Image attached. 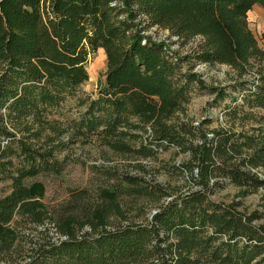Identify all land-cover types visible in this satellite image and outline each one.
Returning <instances> with one entry per match:
<instances>
[{"label":"trees","instance_id":"obj_1","mask_svg":"<svg viewBox=\"0 0 264 264\" xmlns=\"http://www.w3.org/2000/svg\"><path fill=\"white\" fill-rule=\"evenodd\" d=\"M253 5L264 10V0H0V183L8 188H0V263L24 244L18 264H264V208L212 198L227 185L264 190V49L247 26ZM151 27L199 42L180 54L147 34ZM96 49L103 80L78 95ZM198 64L227 65L235 78L206 83ZM197 93L211 96L215 118H186ZM69 99L82 107L63 129L70 137L139 157L182 154L170 169L185 191L172 196L119 174L117 187L79 202L81 190L51 218L34 178L57 170L56 147L36 144ZM219 117L229 126H212ZM120 196L162 202L141 221L106 227L109 214L123 216ZM51 219L63 238L33 240L17 229ZM83 226L88 232L76 233Z\"/></svg>","mask_w":264,"mask_h":264},{"label":"rangeland","instance_id":"obj_2","mask_svg":"<svg viewBox=\"0 0 264 264\" xmlns=\"http://www.w3.org/2000/svg\"><path fill=\"white\" fill-rule=\"evenodd\" d=\"M246 22L257 46L264 49V40L259 37L260 32L264 29V10L253 5L246 13ZM146 33L153 39L165 41L180 54L190 51L199 42L198 37L190 38L187 41L177 39L164 28L151 27ZM104 68L103 50L96 49L85 66L87 79L79 86L78 95L85 96L95 92L96 85L103 80ZM193 70L199 73L206 83L213 85L222 86L232 82L235 78L233 70L224 64H198L194 66ZM210 97L206 93L193 94L190 101L184 106L186 118L193 122H197L205 116L215 118L217 111L206 104ZM81 111L82 107L77 106L74 99L67 100L60 110L53 114L54 121L49 119L50 125H44L36 144L40 147H56L54 157L57 161V170L39 174L34 178L44 185V196L41 201L46 205L51 218L55 217L60 210L69 209L73 199L76 198L74 195L81 190H84V193L80 194L79 202L89 201L86 199L96 196L102 188L112 190L114 186L117 187L116 177L119 174H128L146 183L158 185L170 192L172 196L185 191L184 176L170 169L172 165L185 159L182 154L169 150L159 153L155 157H139L111 151L94 137L72 138L69 130L63 129H67L68 122L78 117ZM259 113H264V109ZM211 125L227 127L229 123L219 117ZM121 187L125 186L121 184ZM0 188H3V192L8 191L7 183H0ZM212 198L224 203L237 202L239 209L247 211L264 208V190L245 194L238 187L227 185L215 193ZM79 202L75 204V208L78 207ZM161 202L162 200L152 202L144 199L132 202L126 197L120 196L117 198V205L123 216L109 214L106 227L114 226L119 222L141 221L149 216ZM258 222L264 223V214ZM17 229L20 235H28L33 240L40 238L41 235L43 237L47 235L54 241L63 238V235L57 232L56 224L52 219L44 220L42 224L35 227L20 224ZM88 230L87 226H83L76 233L88 232ZM25 249L26 246L22 244V248L17 249L11 256L12 258L0 264L22 263L25 258Z\"/></svg>","mask_w":264,"mask_h":264},{"label":"water","instance_id":"obj_3","mask_svg":"<svg viewBox=\"0 0 264 264\" xmlns=\"http://www.w3.org/2000/svg\"><path fill=\"white\" fill-rule=\"evenodd\" d=\"M154 212V211H153Z\"/></svg>","mask_w":264,"mask_h":264}]
</instances>
